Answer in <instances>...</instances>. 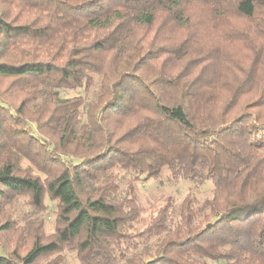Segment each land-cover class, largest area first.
I'll list each match as a JSON object with an SVG mask.
<instances>
[{"label": "trees", "instance_id": "1", "mask_svg": "<svg viewBox=\"0 0 264 264\" xmlns=\"http://www.w3.org/2000/svg\"><path fill=\"white\" fill-rule=\"evenodd\" d=\"M213 26L255 55L217 114L202 78L157 66L198 65L200 41L176 33ZM256 70L257 97L230 117ZM0 78L26 95L0 92V264H264V0H0ZM96 78L92 100L62 97ZM111 116L138 123L118 137ZM165 173L211 196L148 213L136 184ZM13 197L54 201V231L3 222Z\"/></svg>", "mask_w": 264, "mask_h": 264}, {"label": "rangeland", "instance_id": "2", "mask_svg": "<svg viewBox=\"0 0 264 264\" xmlns=\"http://www.w3.org/2000/svg\"><path fill=\"white\" fill-rule=\"evenodd\" d=\"M156 32V28H151L145 31L143 35L148 36V40L152 41ZM172 32L169 41L172 43ZM177 41H185L187 39L200 41L202 46H199L202 50L205 49V54H208L204 59L202 56H196L200 63L197 65L195 59L192 62L183 61L177 63L176 61H170L166 58L160 61L157 65L160 71H169L168 69H175L172 72L175 74L193 73L194 77H200L204 80L205 95L208 97L209 104L213 109L214 114L221 113L225 106V100H228L231 95V90L234 89L238 78L243 75V72H251L249 64L254 60L255 55L253 51L248 47L246 41L234 38L233 36L226 35L223 31L217 29L216 26L212 28L199 29L198 34H192L190 32L180 31L176 33ZM182 41V42H183ZM222 53L219 55V52ZM204 54V56H205ZM226 56L225 66L221 64L224 60L222 56ZM169 57V56H168ZM174 58V57H172ZM109 59V56H105V62ZM177 65V67L175 66ZM260 70L253 71L251 73L252 82H250V88L243 92L238 106L230 117L236 116L242 109H246V106L252 103L258 94V85L256 82L260 79ZM244 76V75H243ZM97 79V85L90 87V90H73L64 91L62 97L72 98L80 96L87 102L92 100L98 92L99 79ZM0 92L4 94L10 102L18 104L25 94L21 89L12 84L11 80L0 78ZM108 122L111 123V130L116 127V134L118 137L124 136L127 131L132 129L137 123V119H126L123 121L119 117H109ZM27 163H24V167H28ZM121 179V186H125L130 179V174L126 172H118ZM137 195L143 208L146 212L153 213L157 209L164 206L167 200H173L176 205L180 204L188 194L193 193L198 200L203 202L205 199L211 196L212 184L205 182L202 184H195L186 181H179L173 183L168 177V173H165L158 180L142 181L136 184ZM14 200V201H13ZM46 208L43 210H35L29 203V199L25 197H13L6 203L4 210L1 214L3 222H11L13 225L19 227H30L39 224L43 227V231L46 234L52 233L55 227L56 217V203L50 200L48 197L45 199ZM10 237V235H6ZM28 236V235H27ZM10 243L12 247H16L19 244L20 237L18 233H14ZM26 237V236H25ZM29 242L30 237H26ZM25 238V239H26ZM23 243V244H24ZM22 247L23 251L27 250V247ZM20 249V250H21ZM67 263L80 264L74 255H67Z\"/></svg>", "mask_w": 264, "mask_h": 264}]
</instances>
